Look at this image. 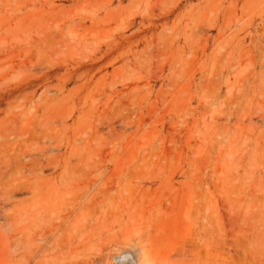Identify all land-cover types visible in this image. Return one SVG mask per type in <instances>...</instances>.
Masks as SVG:
<instances>
[{"label": "rangeland", "instance_id": "obj_1", "mask_svg": "<svg viewBox=\"0 0 264 264\" xmlns=\"http://www.w3.org/2000/svg\"><path fill=\"white\" fill-rule=\"evenodd\" d=\"M126 251L264 264V0H0V264Z\"/></svg>", "mask_w": 264, "mask_h": 264}, {"label": "built area", "instance_id": "obj_2", "mask_svg": "<svg viewBox=\"0 0 264 264\" xmlns=\"http://www.w3.org/2000/svg\"><path fill=\"white\" fill-rule=\"evenodd\" d=\"M115 258L116 259L114 260V262L116 264H139L136 257L130 252H126V253L122 252L119 255H117Z\"/></svg>", "mask_w": 264, "mask_h": 264}, {"label": "bare ground", "instance_id": "obj_3", "mask_svg": "<svg viewBox=\"0 0 264 264\" xmlns=\"http://www.w3.org/2000/svg\"><path fill=\"white\" fill-rule=\"evenodd\" d=\"M127 252V251H126ZM126 252H123V253H126ZM144 260V259H143ZM147 262H149L150 263V261H147ZM152 262V261H151Z\"/></svg>", "mask_w": 264, "mask_h": 264}]
</instances>
